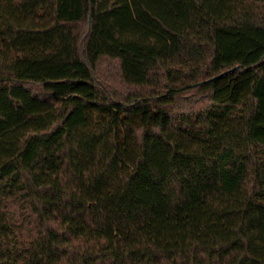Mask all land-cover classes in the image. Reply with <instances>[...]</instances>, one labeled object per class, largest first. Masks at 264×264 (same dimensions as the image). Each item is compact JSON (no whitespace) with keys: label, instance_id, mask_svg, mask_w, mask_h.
Listing matches in <instances>:
<instances>
[{"label":"trees","instance_id":"obj_1","mask_svg":"<svg viewBox=\"0 0 264 264\" xmlns=\"http://www.w3.org/2000/svg\"><path fill=\"white\" fill-rule=\"evenodd\" d=\"M0 264H264V0H0Z\"/></svg>","mask_w":264,"mask_h":264},{"label":"rangeland","instance_id":"obj_2","mask_svg":"<svg viewBox=\"0 0 264 264\" xmlns=\"http://www.w3.org/2000/svg\"><path fill=\"white\" fill-rule=\"evenodd\" d=\"M34 71L42 70L50 77H62L65 75L67 69L60 66L55 65H44V64H36L32 67Z\"/></svg>","mask_w":264,"mask_h":264},{"label":"water","instance_id":"obj_3","mask_svg":"<svg viewBox=\"0 0 264 264\" xmlns=\"http://www.w3.org/2000/svg\"><path fill=\"white\" fill-rule=\"evenodd\" d=\"M237 69H238V66H235V67L232 68L231 70H228V71H226V72L220 74L219 76H222L223 74L229 73L230 71H235V70H237ZM219 76H218V77H219Z\"/></svg>","mask_w":264,"mask_h":264}]
</instances>
